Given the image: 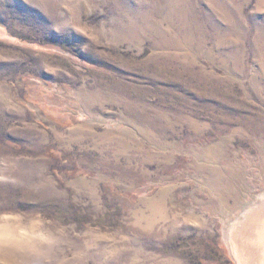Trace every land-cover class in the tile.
Masks as SVG:
<instances>
[{"label":"rangeland","instance_id":"374dc122","mask_svg":"<svg viewBox=\"0 0 264 264\" xmlns=\"http://www.w3.org/2000/svg\"><path fill=\"white\" fill-rule=\"evenodd\" d=\"M255 192L264 0H0V264H239Z\"/></svg>","mask_w":264,"mask_h":264},{"label":"bare ground","instance_id":"6f19581e","mask_svg":"<svg viewBox=\"0 0 264 264\" xmlns=\"http://www.w3.org/2000/svg\"><path fill=\"white\" fill-rule=\"evenodd\" d=\"M240 207L227 225L225 237L239 264H264V192L252 193Z\"/></svg>","mask_w":264,"mask_h":264}]
</instances>
